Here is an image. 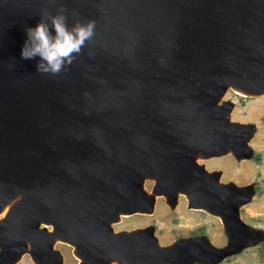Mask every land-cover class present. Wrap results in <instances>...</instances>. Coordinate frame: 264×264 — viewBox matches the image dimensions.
I'll list each match as a JSON object with an SVG mask.
<instances>
[{"label":"water","instance_id":"95a60500","mask_svg":"<svg viewBox=\"0 0 264 264\" xmlns=\"http://www.w3.org/2000/svg\"><path fill=\"white\" fill-rule=\"evenodd\" d=\"M57 13L94 21V36L59 75L40 74L39 57L21 56L26 29ZM228 88L264 94V0H0V209L16 198L0 216V264L25 251L64 264L57 239L80 264L213 263L264 238L239 215L251 186L196 160L250 154L254 125L230 118ZM179 192L221 217L224 245L113 228Z\"/></svg>","mask_w":264,"mask_h":264},{"label":"rangeland","instance_id":"374dc122","mask_svg":"<svg viewBox=\"0 0 264 264\" xmlns=\"http://www.w3.org/2000/svg\"><path fill=\"white\" fill-rule=\"evenodd\" d=\"M230 100L233 108L230 118L239 122H251L254 130L248 138L250 154L246 157H237L228 150L220 155L209 157L198 156L197 162L203 163L208 170H220L221 182L232 181L237 185L249 184L252 188V197L239 206V215L251 228L264 232V94L245 96L228 88L219 102ZM155 180L146 178L144 188L151 192ZM155 204L151 212L126 213L112 223L115 230L131 229L152 225L159 245H168L183 237H206L215 246H222L228 236L224 230L221 217L207 209L188 205L187 195L179 192L176 202L171 206L166 196L155 193ZM2 216V215H0ZM60 240V241H58ZM55 247L62 254L64 264H80L75 256L72 244L58 239ZM193 264H264V238L244 245L239 250L223 256L213 263H204L197 260ZM13 264H36L30 253L25 251ZM110 264H123L112 261Z\"/></svg>","mask_w":264,"mask_h":264},{"label":"clouds","instance_id":"9594fccd","mask_svg":"<svg viewBox=\"0 0 264 264\" xmlns=\"http://www.w3.org/2000/svg\"><path fill=\"white\" fill-rule=\"evenodd\" d=\"M94 30L95 22L91 20L69 27L63 13L52 15L48 20L42 17L35 27L26 29L27 39L21 56L23 59L39 57L37 71L40 74L59 75L93 38Z\"/></svg>","mask_w":264,"mask_h":264},{"label":"bare ground","instance_id":"6f19581e","mask_svg":"<svg viewBox=\"0 0 264 264\" xmlns=\"http://www.w3.org/2000/svg\"><path fill=\"white\" fill-rule=\"evenodd\" d=\"M235 92H237V93H239V94H241V95H245V96H256V95H260V94H257V93H254V92H246V91H243V90H241V89H239V88H232ZM156 197H157V194H154ZM16 198H13L12 199V201L13 200H15ZM156 199V198H155ZM12 201L11 202H9V203H7L4 207H2V209H0V215H4L5 213H6V211L8 210V208H9V206H10V204L12 203ZM123 216H126V213H121L120 214V216L119 217H123ZM58 240V239H57ZM58 241H60V240H58ZM73 246V249H74V245H72ZM74 254H75V252H74ZM75 256L81 261V258L80 257H78L76 254H75Z\"/></svg>","mask_w":264,"mask_h":264}]
</instances>
